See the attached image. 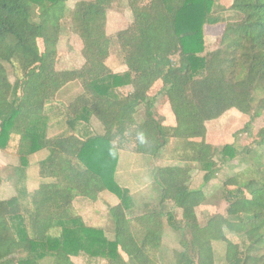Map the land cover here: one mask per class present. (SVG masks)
Here are the masks:
<instances>
[{"label":"trees","instance_id":"16d2710c","mask_svg":"<svg viewBox=\"0 0 264 264\" xmlns=\"http://www.w3.org/2000/svg\"><path fill=\"white\" fill-rule=\"evenodd\" d=\"M68 1L0 0V151L18 159L16 194L0 198V264H159L164 227L182 233L170 264H215V242L225 264H264V126L251 130L264 113V0ZM118 4L132 21L111 36L103 20ZM209 25L223 30L208 50ZM66 27L80 46L72 69L58 66ZM113 42L120 69L106 65ZM231 112L247 121L216 142L207 123ZM125 149L168 163L153 172L156 197L119 183ZM237 158L244 167L220 184L225 209L202 222L198 210L216 207L204 188ZM105 192L118 199L106 208L112 238L74 207Z\"/></svg>","mask_w":264,"mask_h":264},{"label":"rangeland","instance_id":"374dc122","mask_svg":"<svg viewBox=\"0 0 264 264\" xmlns=\"http://www.w3.org/2000/svg\"><path fill=\"white\" fill-rule=\"evenodd\" d=\"M76 0H69L68 5L72 7ZM132 21V14L130 10L123 4H118L113 7L112 10L107 11L105 19L103 20L105 33L113 36L114 33L120 29L125 28ZM66 26H69L66 22ZM222 25H209L205 27V38L207 43V49H213L218 45L219 38L222 34ZM79 40L74 37L71 33L69 27L65 28V33L60 38V51H62V56L59 62V68L62 69H72L81 65V57L79 52ZM106 65L111 67V69L122 68V59L118 51V47L115 42H113V47L111 49V55L106 61ZM11 78L19 73L13 70L10 66L8 67ZM79 91L78 88L72 89L70 92L76 94ZM127 88L123 89L126 92ZM155 111L157 114L162 115L165 123H173L172 112L169 106L166 104L164 96H160L158 102L155 105ZM247 118L245 115H238L231 112L227 116H224L221 120H214L207 123V127L213 136H216V142H220L219 137L223 141L232 142L234 141V133L243 127L246 123ZM93 128L95 132H101V128L98 122L93 120ZM264 126V113L258 118H256L251 123V130L257 131L260 127ZM56 133V129L49 131V135ZM249 139L248 134L241 133L236 139V144L241 145L243 142ZM45 151H41L37 157L43 156ZM261 154V150L256 152ZM264 161V156L263 159ZM18 164V159L15 155L7 152L0 151V198L6 199L10 196L16 194L14 182L16 179L15 167ZM167 162H157L148 159L146 156L136 154L131 152V149H125L119 153V164L117 170V179L121 185H124L130 189L135 196L152 195L156 197L157 190L156 185L153 181L154 170L161 165H166ZM173 164V163H172ZM36 167V166H35ZM244 167L242 165L240 158L232 161L231 163H226L222 166L216 179L210 182L204 190L207 193L209 199L208 203L213 205H205L202 210H198L199 219L203 222L209 213L213 212H223L226 207V203L223 200L222 192L220 189V184L222 181L234 174L235 172L241 170ZM37 171V167H36ZM193 187H199L202 183V173L195 174L192 180ZM33 181L28 176V185ZM138 198V196H137ZM118 199L115 195L105 192L102 194L101 199L96 203L84 199H75L74 207L83 216L85 222L89 225L100 226L106 229L107 237L112 238L111 225L106 221V208L113 203H117ZM175 219L178 222L181 221V210L173 209ZM182 233L177 230H172L169 227H164L162 245L165 250H162L165 255L160 253L159 264H170L169 256L167 259L166 252L171 251V249L179 248V236ZM214 253H215V264H225L224 262V252L225 244L222 242L213 243ZM169 255V254H168ZM74 264H92L87 262V258L84 256L72 257ZM104 264V263H97Z\"/></svg>","mask_w":264,"mask_h":264}]
</instances>
